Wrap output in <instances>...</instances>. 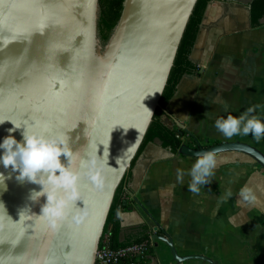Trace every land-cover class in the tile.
Wrapping results in <instances>:
<instances>
[{
    "label": "water",
    "instance_id": "1",
    "mask_svg": "<svg viewBox=\"0 0 264 264\" xmlns=\"http://www.w3.org/2000/svg\"><path fill=\"white\" fill-rule=\"evenodd\" d=\"M197 0H125L118 24L103 44L98 36L99 0H0V144L11 133L23 142L28 126L50 136L64 133L81 174L71 217L53 229L43 215L47 198L32 200L40 185L19 180L0 162V264H95L96 252L118 185L129 172L160 98ZM168 114L166 108H162ZM178 127L184 125L173 119ZM12 121V122H11ZM0 149V157L3 156ZM240 152L264 168V152L241 141L191 147L178 153ZM100 157L107 167L97 188L83 167ZM62 163L69 166L68 158ZM78 211L73 208V215ZM166 242L176 261L171 237Z\"/></svg>",
    "mask_w": 264,
    "mask_h": 264
},
{
    "label": "crops",
    "instance_id": "2",
    "mask_svg": "<svg viewBox=\"0 0 264 264\" xmlns=\"http://www.w3.org/2000/svg\"><path fill=\"white\" fill-rule=\"evenodd\" d=\"M252 1L211 0L207 6L190 56L197 69L181 78L166 107L168 114L162 116L169 128L182 129L184 137L193 139L186 142L191 147L206 140L247 137L229 139L217 131L216 119L228 114L238 117L259 105L254 115L264 122V17L258 26L252 25ZM216 155L212 182L199 194L188 190L191 177L187 173L196 158L173 152L155 139L136 159L127 183L128 206L119 216L120 237L136 236L143 226L149 229L154 252L145 264H210L197 258L176 261L168 244L154 239L166 233L180 256L205 255L215 264L232 259L234 230L244 236L251 221L264 218V189L259 190L260 183L264 186V168L244 153ZM246 185L256 196L253 204L238 195Z\"/></svg>",
    "mask_w": 264,
    "mask_h": 264
},
{
    "label": "clouds",
    "instance_id": "3",
    "mask_svg": "<svg viewBox=\"0 0 264 264\" xmlns=\"http://www.w3.org/2000/svg\"><path fill=\"white\" fill-rule=\"evenodd\" d=\"M258 107L260 106L249 107L238 117L232 114H228L226 118L220 117L216 119L214 126L226 138L251 134L259 142L261 138H264V122H262L261 117L254 115ZM225 110L227 111L226 105ZM4 122L0 121V124ZM12 123L14 127L9 129L10 135L0 144V149L4 150L0 162L6 169L11 168L18 172L17 179L40 185L41 190L38 192L34 190L30 198L38 200L40 197L46 196L47 203L42 208L43 215L41 217L53 229H56L61 222L70 217L76 224L82 222L88 212L86 208L81 211L76 207L78 201H83L79 190L81 174L70 166L73 163L71 158L76 154L69 146V137L64 133L50 136L46 134L47 129L41 133L31 131L26 126L22 133L23 142H18L11 133L22 126ZM62 156L68 158L69 166L62 163ZM217 163V155L214 152L197 156L195 163L187 173L191 177V182L188 185V190L191 193L199 194L202 187L211 184ZM83 167L88 169L87 175L95 186L103 188V172L107 167L103 158L90 157L89 161L84 160ZM183 175L184 173L180 174L181 179ZM3 180V174H0V182ZM227 195L231 196L232 194L229 192ZM238 195L249 204L256 201L254 191L247 185L240 189ZM221 199L223 200L224 197ZM74 207L78 210L75 215H73ZM120 215L118 210L117 216Z\"/></svg>",
    "mask_w": 264,
    "mask_h": 264
},
{
    "label": "trees",
    "instance_id": "4",
    "mask_svg": "<svg viewBox=\"0 0 264 264\" xmlns=\"http://www.w3.org/2000/svg\"><path fill=\"white\" fill-rule=\"evenodd\" d=\"M124 1L125 0H99L98 36L102 39L103 44L108 41L113 30L118 24ZM210 1L211 0H197L193 8L192 14L181 39L174 64L170 71L167 84L160 98L161 108L156 110L144 140L131 163V168L133 167L138 156L144 150L145 146L155 139H159L163 146L170 148L173 152H178L181 144L183 143L182 137L184 136L185 132L182 129L177 131L172 130L164 124L162 116L165 114V112L162 108H166L169 101L174 96L181 78L185 74L192 73L197 69V65L191 60L190 56L197 39L200 25ZM263 17L264 0H253L251 4L252 25L258 26ZM213 143H216V141ZM130 170L123 177L121 183L116 189L100 241L101 244L104 235L108 234L111 241V247L113 249H118L120 247L150 240L149 229L144 226L141 228V232L136 236L128 237L123 240H121L120 237L121 222L119 216H117V211L119 210L121 212L128 206L126 201V189L128 180L130 178ZM153 252L154 250L150 248L149 254H153Z\"/></svg>",
    "mask_w": 264,
    "mask_h": 264
},
{
    "label": "rangeland",
    "instance_id": "5",
    "mask_svg": "<svg viewBox=\"0 0 264 264\" xmlns=\"http://www.w3.org/2000/svg\"><path fill=\"white\" fill-rule=\"evenodd\" d=\"M242 141L243 139L246 140L244 142H247L261 151L264 152V138H261L259 142H257L252 135H249L247 137H241ZM193 139L187 136L182 137L183 143L189 142L193 143ZM240 140V139H239ZM214 141H204L201 143L202 146H208L213 143ZM219 142V141H216ZM198 146V145H197ZM196 146V147H197ZM262 188L264 189V186L259 184V190ZM260 190V191H261ZM249 225V232L246 235H241V231L234 230V245L230 246L229 255L232 259H221L219 260V264H264V218L262 220L257 221L256 223L254 221H251ZM239 251V252H238ZM242 251V252H240ZM239 253L240 257H239ZM238 255L239 260H234L236 256ZM201 263H204V261H199Z\"/></svg>",
    "mask_w": 264,
    "mask_h": 264
},
{
    "label": "built area",
    "instance_id": "6",
    "mask_svg": "<svg viewBox=\"0 0 264 264\" xmlns=\"http://www.w3.org/2000/svg\"><path fill=\"white\" fill-rule=\"evenodd\" d=\"M151 240L113 249L108 234L96 252L95 264H145L149 257Z\"/></svg>",
    "mask_w": 264,
    "mask_h": 264
}]
</instances>
